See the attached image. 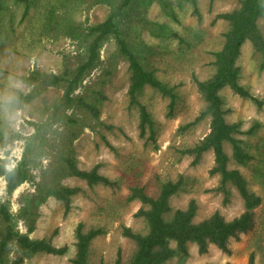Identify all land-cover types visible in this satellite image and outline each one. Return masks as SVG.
<instances>
[{"label":"rangeland","instance_id":"374dc122","mask_svg":"<svg viewBox=\"0 0 264 264\" xmlns=\"http://www.w3.org/2000/svg\"><path fill=\"white\" fill-rule=\"evenodd\" d=\"M148 1L134 0L120 24L140 61L176 94L170 113L168 99L158 91L145 86L138 94V102L153 121L151 140L146 139L147 133L139 136L138 107L129 105L127 98L128 64L114 55L112 37L100 48L97 67L75 90L80 94L85 86L95 89L105 80L101 86L105 100L98 118L74 107L55 110L63 89L43 88L35 80V73L61 74L75 68L83 57L88 28L106 18L109 5L99 0H30L25 9L22 2L0 0V166L9 171L26 154V168L32 176L9 194L0 175V203L7 204L14 230L28 233L18 214L22 202L35 196L41 175L53 164L58 167V157L64 153L73 157L79 169L97 165L99 174L115 181L113 186H88L74 176H63V186L79 189L70 197L69 210L65 213L62 202L47 197L36 206L34 228L28 236L66 246L67 251L63 255H30L23 264H72L74 230L79 222L103 229L90 243L89 264H114L118 251L121 264H127L134 245L122 236L121 226L140 232L146 229L142 218L134 216L140 203L127 200L134 185L155 196L160 183L182 176L184 188L169 199L167 218L173 211L185 209L191 199L196 203L194 223L215 211L230 220L243 210L242 200L231 186L225 204L221 193L209 191L218 183L217 175L208 174L213 165L211 150L195 165L191 156L180 153L208 132V117L194 121L204 107L194 81L213 72L212 54L220 48L227 30V22L214 16L236 8L239 0H152L145 6ZM257 25L264 36V20L259 19ZM235 64L239 84L261 101L258 106L227 87L219 91L225 120L239 123L237 138L251 157L244 166L229 161L228 168L238 169L248 189L261 198L254 210L255 226L238 241L229 242L230 254L213 246L198 254L191 244L187 257L174 256L167 264H247L250 254L254 264H264V70L249 41L241 46ZM106 70L111 71L109 76ZM30 93L33 98L23 101L22 96ZM65 116H72L77 124ZM39 138L42 146L37 148ZM224 150L230 156L228 145ZM15 254L16 247L11 245L8 259Z\"/></svg>","mask_w":264,"mask_h":264},{"label":"trees","instance_id":"16d2710c","mask_svg":"<svg viewBox=\"0 0 264 264\" xmlns=\"http://www.w3.org/2000/svg\"><path fill=\"white\" fill-rule=\"evenodd\" d=\"M28 8L30 0H16ZM134 0H99L110 6V12L106 18L87 30V44L83 51V57L79 59L75 68L65 69L61 74L42 75L35 73V80L45 87H60L63 95L56 105L55 110H66L74 107L83 114L92 118H98L99 106L105 100L101 86L105 80L99 82L95 89L90 85L85 86L80 94L75 90L82 84L85 77L97 67L99 63V51L108 37H112L116 44L114 55L125 60L128 64V88L127 98L129 105L138 107V130L142 137L147 133L146 139L154 138L153 121L146 108L138 102V94L148 86L158 91L168 99V112L174 107L176 94L173 88L159 80L153 71L149 70L138 58L137 53L129 46L120 22L132 7ZM152 1L149 0L146 4ZM212 1V0H210ZM214 19H222L227 22V30L223 33V41L220 48L213 52V72L203 80L195 79L196 90L204 107L194 121L208 117L209 128L206 135L198 143L186 147L180 151L182 155L192 157L191 164L198 163L201 155L208 150L213 154V165L208 170L210 176L217 175L218 183L209 191L221 193L223 204L230 197L231 186L239 195L243 203L242 212L230 220H226L218 211L213 212L203 220L194 223L192 221L196 203L191 199L183 210L173 211L170 218L169 199L184 188V179L179 176L175 181L165 180L159 185L155 196L149 195L140 185L129 188L128 201L137 200L140 207L134 214L142 218L145 231H134L124 225L121 226V234L133 242V253L127 264H167L174 256H188V243L195 244L198 254H205L208 247L213 245L225 254H230L229 242L238 241L240 235L253 230L255 226L254 210L260 205L261 198L250 191L243 175L236 168H228L229 161L236 165L244 166L250 155L242 148L237 135L241 133L239 123H229L225 120V111L222 107V99L219 91L225 87L240 97L253 100L258 106L261 101L253 97L244 86L239 84V67L235 64L244 42L249 41L254 52L259 56V68L264 70V36L258 28L257 21L264 20V0H239L238 6L229 12L217 13ZM106 76L111 71H105ZM102 75V73H101ZM100 75V76H101ZM33 94L22 96L25 102L33 98ZM70 123L77 124L72 116H65ZM75 135H72V138ZM42 146V139L39 138ZM224 145L230 147L228 156ZM28 151V150H27ZM58 167L53 164L41 175L40 181L35 185V196L22 202L19 215L25 221L27 231L30 233L34 226L35 209L38 203L47 197H53L62 202L64 212L69 210L70 197L79 189L66 187L60 183L63 176H74L83 180L88 186L104 185L113 186L111 180L97 171V165L89 170L79 169L73 157L64 153L58 157ZM26 154L16 166L5 171L0 166V175L6 182L7 193H11L17 186L32 177L26 168ZM103 229L99 226H88L79 222L75 226V252L72 264H89V246L91 241L99 236ZM28 233H18L14 230L13 222L8 213L6 203H0V264H23L24 259L37 253L51 255H63L67 251L66 246H53L46 239H32ZM16 247L13 259H8L10 246ZM114 264H121L120 252H117ZM212 264V263H200ZM229 264V263H226ZM247 264H254L253 254L248 257Z\"/></svg>","mask_w":264,"mask_h":264},{"label":"crops","instance_id":"0c3cea01","mask_svg":"<svg viewBox=\"0 0 264 264\" xmlns=\"http://www.w3.org/2000/svg\"><path fill=\"white\" fill-rule=\"evenodd\" d=\"M191 244L193 245V250H196V251H197V248H196L195 244H193V243H188V245H187V249H188V246H190ZM210 246H213V245H210ZM210 246H209V247H210ZM209 247H208V249H209ZM213 247H214V246H213ZM190 248H191V247H190ZM191 249H192V248H191ZM189 250H190V249H189ZM189 250H188V253H190ZM217 250H218V249H217ZM168 261H169V260H168ZM168 261H167V262H168ZM204 263H208V262H204ZM198 264H200V263H198Z\"/></svg>","mask_w":264,"mask_h":264}]
</instances>
